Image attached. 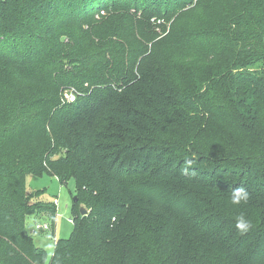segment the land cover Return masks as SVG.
Wrapping results in <instances>:
<instances>
[{
    "label": "trees",
    "instance_id": "obj_1",
    "mask_svg": "<svg viewBox=\"0 0 264 264\" xmlns=\"http://www.w3.org/2000/svg\"><path fill=\"white\" fill-rule=\"evenodd\" d=\"M43 174L48 264H264V0H0V264L47 260Z\"/></svg>",
    "mask_w": 264,
    "mask_h": 264
},
{
    "label": "rangeland",
    "instance_id": "obj_2",
    "mask_svg": "<svg viewBox=\"0 0 264 264\" xmlns=\"http://www.w3.org/2000/svg\"><path fill=\"white\" fill-rule=\"evenodd\" d=\"M159 22L161 21H157V23ZM165 25L168 29L170 22L165 21ZM26 187L28 191L43 190L40 199L54 202L57 206L53 231L52 229H37L39 225L48 222L43 217L31 215L27 216L25 220L26 230L32 235L34 244L46 250L47 260L45 264H48L53 253L55 239L68 238L73 227V224L68 219L72 218L73 215L72 205L75 201V183L73 180H69L65 184H61L56 177L46 174L41 176L28 175L26 177Z\"/></svg>",
    "mask_w": 264,
    "mask_h": 264
},
{
    "label": "clouds",
    "instance_id": "obj_3",
    "mask_svg": "<svg viewBox=\"0 0 264 264\" xmlns=\"http://www.w3.org/2000/svg\"><path fill=\"white\" fill-rule=\"evenodd\" d=\"M192 161H186V164H191ZM184 171H187L185 168ZM249 192L243 188V187H238L235 188L231 194V203L233 205H240V204H246L249 200ZM235 227L240 231L241 234L247 232L250 230L252 227V221L248 219L244 214H240L239 216L236 217V223ZM51 250V246H50Z\"/></svg>",
    "mask_w": 264,
    "mask_h": 264
},
{
    "label": "built area",
    "instance_id": "obj_4",
    "mask_svg": "<svg viewBox=\"0 0 264 264\" xmlns=\"http://www.w3.org/2000/svg\"><path fill=\"white\" fill-rule=\"evenodd\" d=\"M101 13H103V11H101ZM75 98H76V93L73 90H70L64 94L65 101L72 102V101H74ZM68 221L73 223L72 218H69ZM38 227H39V228H37L38 230L52 229L49 222H44L42 225H39Z\"/></svg>",
    "mask_w": 264,
    "mask_h": 264
},
{
    "label": "water",
    "instance_id": "obj_5",
    "mask_svg": "<svg viewBox=\"0 0 264 264\" xmlns=\"http://www.w3.org/2000/svg\"><path fill=\"white\" fill-rule=\"evenodd\" d=\"M76 199H77L76 196H74V200H76ZM80 212H81V214H85L87 212V210L85 208L81 207Z\"/></svg>",
    "mask_w": 264,
    "mask_h": 264
}]
</instances>
